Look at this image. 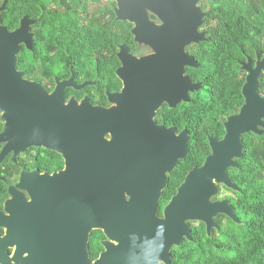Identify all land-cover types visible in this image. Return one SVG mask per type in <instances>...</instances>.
<instances>
[{"label": "water", "instance_id": "1", "mask_svg": "<svg viewBox=\"0 0 264 264\" xmlns=\"http://www.w3.org/2000/svg\"><path fill=\"white\" fill-rule=\"evenodd\" d=\"M118 1L119 17L137 24V40L154 54L138 59L124 49L118 74L125 89L110 94L112 108L89 99L67 103L65 90L73 82L58 84L48 95L41 85L25 81L17 69L18 54L21 44L32 47V22L24 19L20 29L9 33L0 9V110L18 112L19 119L11 117L10 131L19 132L13 146L54 150L68 167L52 179L26 178L34 203L25 218L15 214L10 238L0 244L28 239L16 258L31 254L23 264H170L173 249L191 240L189 222L204 224L208 233L218 215L237 222L229 202L213 199L219 194L217 184L236 190L227 170L242 157V136L264 135V97L259 93L264 59L244 66L245 104L227 118L221 140L210 137L212 154L191 170L161 219L169 176L189 155L191 136L159 125L156 118L164 104L176 108L188 103L201 87L187 74L188 67L198 64L186 49L204 41L199 30L206 15L199 0ZM146 9L164 25H151ZM95 232L107 237L98 261L90 250Z\"/></svg>", "mask_w": 264, "mask_h": 264}, {"label": "trees", "instance_id": "2", "mask_svg": "<svg viewBox=\"0 0 264 264\" xmlns=\"http://www.w3.org/2000/svg\"><path fill=\"white\" fill-rule=\"evenodd\" d=\"M22 1L24 5L20 11L26 10L34 16L36 6L43 0ZM13 2L18 6L19 1ZM216 2L204 23L217 32L211 34L208 42L200 44L191 54L200 67H189L187 70L192 81L201 87L191 93L190 102H182L176 108L166 106L156 118L159 124L176 128L178 133L187 130L191 136L189 155L179 162L169 176L160 217L191 170L201 167L211 154L210 137L221 139L225 135L223 122L236 115L245 104L241 90L246 84L248 72L244 66L249 62L256 66L259 60L264 59V0ZM20 15L13 16V19L6 14L4 24L11 30L18 27ZM46 18L43 23L51 27L52 32L48 36L51 43L64 47L57 56L59 76H65L66 70L70 71L69 67L66 68L67 64L73 65L80 76L92 71L100 82L109 77V94L121 89L122 83L116 74L117 62L109 60L104 63L99 57L102 52L96 50L97 46L109 45L111 36L92 30L81 35L68 34L63 32L65 20L57 22L52 14ZM38 43L36 39L34 51H25L28 62L22 59V53L18 54V71L33 67L39 55H43ZM73 46H79L81 50L74 52ZM259 93L264 95V73L260 77ZM80 96L83 98L82 93ZM92 102L95 106L110 105L107 96H93ZM242 142L244 149L242 157L236 159L237 167L227 171L231 183L237 189L235 198L230 199L237 222L228 219L226 224H222L223 217H220V227L211 233H208L204 224L191 228V240H185L181 247L173 249L170 264H264V173L259 163L260 159L264 162V135L245 134ZM102 239H106L103 232L93 234V259L99 256L97 249Z\"/></svg>", "mask_w": 264, "mask_h": 264}, {"label": "flooded vegetation", "instance_id": "3", "mask_svg": "<svg viewBox=\"0 0 264 264\" xmlns=\"http://www.w3.org/2000/svg\"><path fill=\"white\" fill-rule=\"evenodd\" d=\"M18 1V6H15L13 0H6L5 10L1 11L2 24L7 27L9 33H13L20 29L24 19L30 20L32 23L30 25L29 33L33 35L32 47L28 48L26 44H21L20 53H22V59L28 62L25 51H34L36 39L39 42L38 47L43 53V55H39V58L35 61L33 67L22 69L19 72L22 73V77L25 81L41 85L48 95H52L56 91L58 84L73 82L74 85L67 87L65 90L67 103L73 99L78 100L80 103L86 99H89L92 102L93 96L97 98L107 96L110 105L100 106L104 108H112L115 105L109 98L108 84L111 83L109 77H106L103 82H100L96 77V74L94 75V72L92 73V71H87L86 74L84 73L80 76L75 72L74 66L68 64L66 68L69 67L70 71L66 70L65 76H59L57 74L58 67H60L57 58L58 52L64 47L51 43L52 40H50V37L48 38V36L51 35L50 32H52L50 31L51 27H49V24L45 26L43 21L46 17L48 18L50 14H52V18H55V21L57 22L63 20L66 21L63 32L68 34L81 35L83 32L92 30L93 32L98 31L111 36V40H109L111 43L109 45L97 46L96 50L102 52L99 57L104 63L109 60L117 62L118 67L116 69V74L117 78L122 83V87L120 90H117L112 94L122 93L125 89V83L118 74L119 70L124 66L120 57L124 49H127L128 53L136 58L139 56L147 57L154 54V50L151 46L140 43L137 40V35L135 34V31H137V24L129 20H123L119 17L118 11L120 5L118 0H43L39 6H36V10L33 12L34 16L28 14L26 10L24 12L20 11L23 9L24 3L22 0H16V2ZM216 1L220 2L221 0H199L198 7L207 17L209 11L217 3ZM6 14H8L9 17L12 16L13 19H15L13 16L21 14L18 18V27L11 30L8 25L4 24V17ZM206 17L203 19L202 27L199 30L200 34L204 35V41L202 43L208 42V37L217 32L215 28L205 25L204 22ZM145 18L151 23V25L157 28L164 25L158 16L149 9H146L145 11ZM54 30L60 32V30ZM200 44L191 45L188 53L191 55L193 51L198 49ZM145 48L149 49L150 52L146 53L144 51L146 50ZM75 50H81V47L73 46V51L76 52ZM37 66H41L43 69L44 76H41V80H33L28 74V70ZM53 67L57 68L55 72ZM199 67L200 66L197 68ZM43 79L48 80L49 83H43ZM76 92L79 94H76ZM81 93L83 98H80ZM166 106L169 107L168 104H164L161 110ZM11 117L19 119L18 112L15 110H0V244L10 238L12 222H16L15 214L19 213L22 218H25L27 208L34 203L32 193L26 185V178L37 176L39 180L43 177H50L52 179L54 176L64 173L66 168H68L66 167L64 156L54 150L43 147H30L23 150L14 147L13 144L18 141L19 132L15 128L12 132L10 131ZM225 121L223 122V127ZM233 192H237V189ZM162 199L160 201V207ZM223 202H229V205L231 206L230 200L227 201L223 199L222 201H215V203ZM164 211L162 217L164 216ZM46 212H49V208L46 209ZM27 243L28 239L24 241L18 240V243L13 246H0V264H23L31 254L20 250L22 252L21 257H19V259L16 258L19 254V246L25 247ZM106 243L107 237L105 240L102 239L100 241L101 246L97 249L99 251L98 258L93 259L91 252L94 261L100 260L102 255L106 252Z\"/></svg>", "mask_w": 264, "mask_h": 264}, {"label": "rangeland", "instance_id": "4", "mask_svg": "<svg viewBox=\"0 0 264 264\" xmlns=\"http://www.w3.org/2000/svg\"><path fill=\"white\" fill-rule=\"evenodd\" d=\"M5 7H6V0H5V2H4V0H0V9H1V11H3V10H5ZM262 43H263V46H264V41L262 40ZM190 48H191V46L189 47V48H187L186 49V52L188 53V51H190ZM146 50H144L146 53H148V52H150L149 51V49H147V48H145ZM189 54V53H188ZM190 55V54H189ZM144 57H146V56H139L138 57V59H140V58H144ZM28 74L30 75V77H31V79H33V80H41V76H44L43 75V69H42V67L41 66H37V67H34V68H32V69H30V70H28ZM43 81V83H45V84H48L49 82H48V80H45V79H43L42 80ZM263 97H264V95H263ZM115 106V105H114ZM259 163H260V167L262 168L261 170H262V172L264 173V162H263V160H259ZM217 186V188H218V190H219V194H218V196L217 197H215L214 199H213V203H215V201H222L223 199L224 200H227V201H229L230 199H233V198H235V195H234V190L233 189H229L228 187H226L225 185H223V184H217L216 185ZM220 217H223L222 219H221V221H222V224H226V222H227V220L228 219H230V218H228L227 216H225V215H218L215 219H214V222H215V224H216V227L215 228H213L212 229V231H217L218 230V228L220 227V225H219V222H218V220H219V218ZM160 218V217H159ZM163 217H161V219H162ZM188 225H189V227L190 228H193V227H199V225H200V223H198V222H189L188 223ZM211 231V232H212ZM210 232V233H211Z\"/></svg>", "mask_w": 264, "mask_h": 264}]
</instances>
